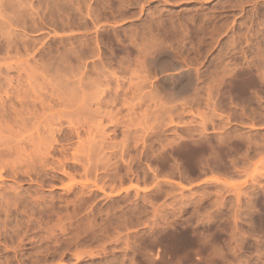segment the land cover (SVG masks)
I'll use <instances>...</instances> for the list:
<instances>
[{
    "label": "rangeland",
    "instance_id": "obj_1",
    "mask_svg": "<svg viewBox=\"0 0 264 264\" xmlns=\"http://www.w3.org/2000/svg\"><path fill=\"white\" fill-rule=\"evenodd\" d=\"M0 120V264H264V0H0Z\"/></svg>",
    "mask_w": 264,
    "mask_h": 264
},
{
    "label": "bare ground",
    "instance_id": "obj_2",
    "mask_svg": "<svg viewBox=\"0 0 264 264\" xmlns=\"http://www.w3.org/2000/svg\"><path fill=\"white\" fill-rule=\"evenodd\" d=\"M2 17V16H1ZM158 54V53H157ZM153 61V60H152ZM153 64V63H152ZM171 71L173 70V69H170ZM177 70V69H176ZM179 71H181L180 69H179ZM168 72V71H167ZM172 72H175V70L174 71H172ZM159 73H161V72H159ZM182 73V72H181ZM162 74V73H161ZM168 74H170V73H168ZM172 74V73H171ZM170 74V75H171ZM178 74V73H177ZM176 74V75H177ZM170 75H165L164 74V78L166 79V78H169L170 79ZM179 76H180V74H179ZM178 76V77H179ZM182 76V75H181ZM174 77V76H173ZM172 78V77H171ZM176 78V77H175ZM163 78H161V80H162ZM164 79V80H165ZM179 79H181L180 77L178 78V80ZM171 80L172 81H174V78L173 79H170V81L169 82H171ZM182 81H184V80H182ZM165 82V81H164ZM167 82V81H166ZM175 82H177V80L175 81ZM188 81H185V85H186V83H187ZM172 84V83H171ZM188 84V83H187ZM189 85V84H188ZM179 91V90H178ZM2 121L0 120V178L2 177V172H6V170H5V168L9 165H11V172H13V170L15 171V169H13V168H15L16 167V165H17V163H16V165H14V163H13V161L14 162H17L18 160V165H20V163L21 164H23V165H26V167L28 168L29 166H31V162H35V160H36V158H39V160H41V162H43V160H45L44 158L46 157V159L48 158L47 156H49L50 157V151H48L49 149H44L43 147H42V140H43V138H42V140H41V137L39 138H37V137H35V136H33L34 134H32V136L31 137H33V138H31L29 135H28V137H27V140H26V137L25 138H20L21 136H18V137H15V138H13L12 140L11 139H6V138H3L2 136H1V133H3V132H6V131H4L3 130V128H5L8 132H9V130H10V127H7L8 125H2ZM60 129V128H59ZM61 130V129H60ZM37 131V130H36ZM56 131V130H55ZM50 131L51 132V135H52V139H51V141H50V144H49V147H53V142H55V143H57V140L55 139V136L54 135H56V133H58V131ZM65 131H63V133H64ZM11 133V132H10ZM38 133V132H37ZM55 133V134H54ZM62 133V132H61ZM24 135V134H23ZM38 135V134H37ZM36 135V136H37ZM41 135V134H40ZM39 135V136H40ZM26 136V135H25ZM42 136V135H41ZM23 137V136H22ZM30 137V139H28ZM80 136H79V134H77V139L80 141V138H79ZM16 139V140H15ZM31 139H36L35 141H32ZM28 142V143H26L27 144V146H26V144H25V142L26 141ZM14 143V144H13ZM24 145V146H23ZM27 147H31V148H33L34 149V151H35V154H33V152H29L28 153V149H29V151H30V148H27ZM35 147H36V149H35ZM27 148V149H26ZM55 148V147H54ZM15 150V151H14ZM52 151H54V150H52ZM61 151H63V150H61ZM28 153V154H27ZM71 156H72V159L73 160H75V162H77L78 160H79V157L77 156V150H75V151H73L72 152V154H70ZM10 157H13V160H12V162L10 161V162H8V160H9V158ZM20 158V159H19ZM21 158H24L23 160H21ZM52 158V157H51ZM15 159V160H14ZM17 159V160H16ZM64 159V158H63ZM71 159V158H70ZM21 160V161H20ZM27 160H30V163H28L27 162ZM38 161V160H37ZM45 161H47V160H45ZM50 161V160H49ZM49 161H47V162H49ZM81 161V160H80ZM20 162V163H19ZM52 162H54V160L52 161ZM52 162H49V163H51L52 164ZM58 163H60L59 162V160L57 161ZM12 163V164H11ZM46 163V162H45ZM63 163V162H62ZM79 163V162H78ZM86 163V162H85ZM44 164V163H43ZM43 164H41V165H43ZM55 164V163H54ZM81 165H83L84 163H80ZM48 165H50V164H48ZM80 165V166H81ZM85 165V164H84ZM82 166V168H84L85 169V166ZM34 166V165H33ZM44 166V165H43ZM45 166H47L46 164H45ZM54 166V165H53ZM60 167H62V166H60ZM54 168V167H53ZM52 168V169H53ZM58 167H56V168H54V169H57ZM28 169H30V167L28 168ZM33 169V168H32ZM58 169H60V168H58ZM5 170V171H4ZM9 170V171H10ZM61 170V169H60ZM25 171H26V173H28V171L26 170V168H25ZM18 172V171H17ZM21 172H23V171H21ZM19 173V172H18ZM25 172H23V174H24ZM25 173V174H26ZM22 174V173H21ZM2 181V180H1ZM96 185V184H95ZM83 186V185H82ZM102 189V188H101ZM82 191V190H81ZM101 191V190H100ZM103 191V190H102Z\"/></svg>",
    "mask_w": 264,
    "mask_h": 264
}]
</instances>
